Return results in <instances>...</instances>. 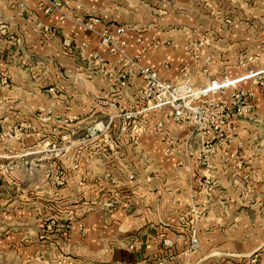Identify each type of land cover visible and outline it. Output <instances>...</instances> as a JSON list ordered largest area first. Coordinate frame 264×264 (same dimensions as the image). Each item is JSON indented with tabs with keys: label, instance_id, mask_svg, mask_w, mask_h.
<instances>
[{
	"label": "crops",
	"instance_id": "obj_1",
	"mask_svg": "<svg viewBox=\"0 0 264 264\" xmlns=\"http://www.w3.org/2000/svg\"><path fill=\"white\" fill-rule=\"evenodd\" d=\"M62 1L70 16L97 17L99 29L115 33L123 26L127 55L153 68L169 83L180 82L187 70L185 78L191 84L208 85L212 79L227 74L233 86L252 85L238 57L217 52L230 44L227 35L218 32L220 36L211 38L214 30L211 32L204 20H198L208 18L209 0ZM38 2L0 0V77L6 75L12 82L26 83L24 89L15 91L25 94L22 106L27 108L26 112L45 110L58 118L67 111L87 114L89 122L105 123L111 135L123 125L138 124L145 129L137 141L129 144L135 147L129 146L128 152L126 149V153L117 157L111 144V154H106V175L120 179L124 186L119 194L121 211L88 212L83 219L88 234L81 236L75 229L66 241H59L64 244L65 258L71 260L69 264H149L161 256L178 262L183 256L189 257L184 242L178 239L179 232H184L179 221L182 211L190 213L203 204L211 209L220 208L218 204L222 203L215 199L218 194L229 204L243 189L249 188L251 192L252 187L256 188V147L253 146L252 153L250 145L248 157H232L230 153L248 145L240 136L241 126L246 123L233 121L234 138L221 143L213 133H193L191 125L170 118L167 107L152 109L149 106L143 76L131 71L132 66L124 56L103 47L98 34L71 21H61L57 11L44 13ZM239 31L233 38V49L249 40L242 35L241 28ZM65 39L73 46L101 55L102 67H97L89 79H77L76 75L67 73V67L72 72L81 68L80 59L66 54ZM9 114L7 110L2 111L0 123H4ZM122 115L129 116L128 120ZM210 140L218 146L216 151L202 155L200 150ZM168 144L171 152L165 151ZM96 157H91L88 167L95 176L104 171V166L94 160ZM94 161H97L95 165ZM114 161L135 165L126 170L123 164L118 170L110 165ZM206 163L208 168L203 167ZM205 178L211 179L214 185L206 183ZM208 192L212 194L209 199ZM199 226L198 234L205 238ZM187 231L182 237L189 242L191 231L189 234ZM206 234L209 239L213 237L211 230ZM167 241L171 245H167ZM200 253L201 264H210L214 255L210 251ZM197 254L192 253V258Z\"/></svg>",
	"mask_w": 264,
	"mask_h": 264
},
{
	"label": "rangeland",
	"instance_id": "obj_2",
	"mask_svg": "<svg viewBox=\"0 0 264 264\" xmlns=\"http://www.w3.org/2000/svg\"><path fill=\"white\" fill-rule=\"evenodd\" d=\"M207 7L208 18L198 20H204L211 32L214 30L211 38L212 35L220 36V33L229 38L230 44L217 52L223 51L231 58L238 57V62L247 69L246 78L252 82L246 87L233 86L232 83L210 96L214 101L226 99L231 102L233 93L241 92L245 98L247 93L245 102L252 105L251 112L232 117V122L246 123L241 126L240 136L248 145L239 146L238 151L230 153L232 157H248L250 145L252 153L253 146L256 147V188L252 187L251 192L249 188L243 189L229 204L218 194L215 199L222 203L218 204L220 208L213 206L211 209L203 204L202 208L192 209L190 213L182 211L180 226L184 232L190 230L191 233L187 231L189 242L182 237L184 232H179L178 239L184 242V250L190 256H183L180 262L161 256L152 259L149 264L157 261L171 264H193L194 261L201 264L200 252L206 251L214 255L210 264H264V0H209ZM240 28L242 35L249 40L240 48L233 49V38L236 32L240 33ZM100 43L109 52L118 54L104 45L101 38ZM65 47L67 55L80 59L81 69L77 67L79 70L72 72L67 67V73L76 75L77 79H89L96 73L97 67H102L103 61L97 52L86 51L72 43ZM209 52L211 54L213 50ZM226 75L214 78L210 83L231 81ZM186 76L187 70H184L183 81H187ZM210 83L203 86L189 84L200 89ZM25 87L26 83L12 82L6 75L0 77V111L10 113L7 120L0 123V264H69L71 260L65 258L64 244L59 241H66L75 229L81 236L87 235L83 219L88 212L96 209L109 214L121 211L122 198L119 194L124 186L120 179L106 175L105 158L106 154H111V144L114 145V154L120 157L126 149L128 152L129 144L145 133V129L138 124L123 125L111 135L105 123L89 122L87 114L67 111L60 118L45 110L31 114L22 106L26 101L25 94L15 92ZM121 117L127 121L129 116ZM235 124L232 123V130ZM192 132L203 133L193 128ZM123 143L125 145L121 146ZM209 143L212 145L214 142ZM207 145L205 143L200 150L202 155L211 154L218 147L208 148ZM165 151L171 152L169 144ZM94 155H97L94 160L99 161L98 165L104 166V171L97 176L88 168ZM96 163L94 161V165ZM123 164L126 170L135 165L134 162L122 161L110 163L118 170L123 168ZM203 167L208 168L207 163ZM205 179L206 183L214 185L211 179ZM207 195L208 199L212 196L209 192ZM197 225L202 227L200 230L204 231L205 238L199 236ZM210 230L213 237L209 239L206 233ZM167 245L171 242L167 241ZM194 252L199 254L193 259Z\"/></svg>",
	"mask_w": 264,
	"mask_h": 264
},
{
	"label": "built area",
	"instance_id": "obj_3",
	"mask_svg": "<svg viewBox=\"0 0 264 264\" xmlns=\"http://www.w3.org/2000/svg\"><path fill=\"white\" fill-rule=\"evenodd\" d=\"M43 7L44 13L51 14L57 11L61 21H71L75 26L88 29L99 35L102 43L110 48L111 51L120 53L124 56L127 63L131 64L132 72L138 73L145 79L144 94L147 102L152 109L167 107L170 118L178 123L191 125L193 129L203 132V134L214 135L217 141L225 142L232 138V117L241 116L251 112L252 105H247L243 93H233L231 102L226 99L214 101L210 94L232 84V81L219 83L212 81L206 88L195 89L187 81L180 83H169L161 79L158 73L151 67L141 65L125 52L126 40L122 37L125 28L120 26L115 33L107 29H99L97 18H82L70 16L65 10L62 0H38ZM64 46H70L71 41L65 39ZM253 75V74H252ZM250 95H253L250 93ZM159 126H161L159 124ZM208 141V148L215 146ZM153 264H171L166 261H157ZM173 264V263H172Z\"/></svg>",
	"mask_w": 264,
	"mask_h": 264
}]
</instances>
